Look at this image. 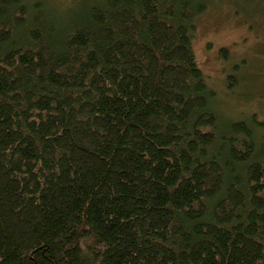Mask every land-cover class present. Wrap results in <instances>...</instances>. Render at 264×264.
Instances as JSON below:
<instances>
[{"label": "trees", "instance_id": "16d2710c", "mask_svg": "<svg viewBox=\"0 0 264 264\" xmlns=\"http://www.w3.org/2000/svg\"><path fill=\"white\" fill-rule=\"evenodd\" d=\"M210 3L0 0V264H264V120L217 110Z\"/></svg>", "mask_w": 264, "mask_h": 264}, {"label": "rangeland", "instance_id": "374dc122", "mask_svg": "<svg viewBox=\"0 0 264 264\" xmlns=\"http://www.w3.org/2000/svg\"><path fill=\"white\" fill-rule=\"evenodd\" d=\"M49 1L59 5L57 8L71 3ZM235 1L244 6V14L231 5ZM253 1L251 5L245 0H211L208 10L198 18L194 40L197 62L219 99L217 110L233 120L253 114L264 120V0ZM254 11L258 15L250 18ZM223 48L228 49L226 60L219 55ZM236 66L240 87L230 91L225 80Z\"/></svg>", "mask_w": 264, "mask_h": 264}]
</instances>
